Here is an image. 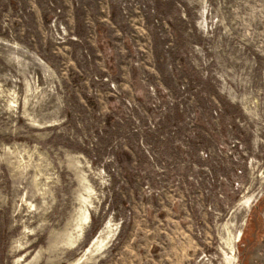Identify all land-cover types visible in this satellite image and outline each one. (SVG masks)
<instances>
[{
	"label": "rangeland",
	"instance_id": "rangeland-1",
	"mask_svg": "<svg viewBox=\"0 0 264 264\" xmlns=\"http://www.w3.org/2000/svg\"><path fill=\"white\" fill-rule=\"evenodd\" d=\"M0 264H264V0H0Z\"/></svg>",
	"mask_w": 264,
	"mask_h": 264
},
{
	"label": "bare ground",
	"instance_id": "bare-ground-1",
	"mask_svg": "<svg viewBox=\"0 0 264 264\" xmlns=\"http://www.w3.org/2000/svg\"><path fill=\"white\" fill-rule=\"evenodd\" d=\"M249 201V200H248ZM248 201H246V202H248ZM87 216H85V218H86ZM109 222V221H108ZM108 226H111L110 225V223H109V225ZM109 228V227H108ZM102 234H103V229H102V231L98 234V235H96L91 241H90V243H89V245L87 246V248L85 249V253H84V255L83 256H86V254H87V252H91V250H92V247H95L96 249H100L104 244H105V240L107 239V235H105V236H102ZM110 235V234H109ZM110 237V236H109ZM98 251V250H97ZM88 253V254H89ZM87 254V255H88Z\"/></svg>",
	"mask_w": 264,
	"mask_h": 264
}]
</instances>
